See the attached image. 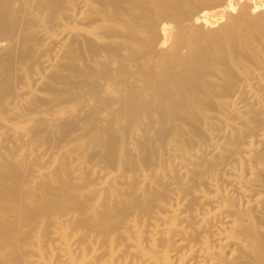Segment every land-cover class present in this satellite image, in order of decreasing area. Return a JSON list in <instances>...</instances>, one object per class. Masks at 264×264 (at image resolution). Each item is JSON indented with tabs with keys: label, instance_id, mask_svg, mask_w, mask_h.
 Segmentation results:
<instances>
[{
	"label": "bare ground",
	"instance_id": "1",
	"mask_svg": "<svg viewBox=\"0 0 264 264\" xmlns=\"http://www.w3.org/2000/svg\"><path fill=\"white\" fill-rule=\"evenodd\" d=\"M0 264H264V0H0Z\"/></svg>",
	"mask_w": 264,
	"mask_h": 264
}]
</instances>
